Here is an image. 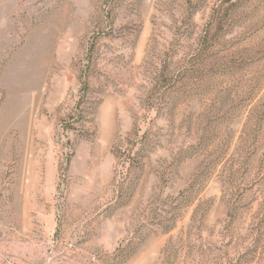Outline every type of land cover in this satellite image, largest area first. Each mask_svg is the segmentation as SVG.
I'll list each match as a JSON object with an SVG mask.
<instances>
[{
    "label": "rangeland",
    "instance_id": "rangeland-1",
    "mask_svg": "<svg viewBox=\"0 0 264 264\" xmlns=\"http://www.w3.org/2000/svg\"><path fill=\"white\" fill-rule=\"evenodd\" d=\"M0 264H264V0H0Z\"/></svg>",
    "mask_w": 264,
    "mask_h": 264
}]
</instances>
